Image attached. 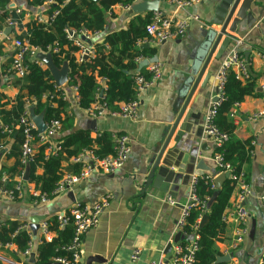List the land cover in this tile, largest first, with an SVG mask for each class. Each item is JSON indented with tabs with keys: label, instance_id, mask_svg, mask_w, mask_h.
<instances>
[{
	"label": "crops",
	"instance_id": "crops-1",
	"mask_svg": "<svg viewBox=\"0 0 264 264\" xmlns=\"http://www.w3.org/2000/svg\"><path fill=\"white\" fill-rule=\"evenodd\" d=\"M10 2L14 5L13 8L24 13L21 23L24 29L38 18L45 19L44 13L51 4L49 2L42 7H34L30 6L28 0ZM218 5V0H200V3L191 8L177 9L170 0H161L160 12L164 16L177 19L197 16L200 22L192 20L186 36L181 39L168 41L160 46L144 42V48L149 45L157 49L156 57L162 68V78L156 86L139 97L140 108L135 120L108 116L92 119L86 111L79 108L76 91L66 87L67 85L62 87L71 104L67 112L76 116L75 128L91 130L93 138L101 132L124 134L131 141L132 151L125 166L116 173L93 172L47 204L33 205L27 198L18 201L0 199V219L25 223L28 227L24 230L32 233V253L29 256L32 257L33 254L36 258L41 239V229L36 235L31 229L33 220H49L69 212L77 203L94 204L104 196L111 195L99 225L84 238L81 263L88 264L91 260L92 263L90 261L89 264H172V254L167 255L165 251L175 233L182 208L189 201L192 179L195 176H213L217 170L213 161L216 145L204 134L203 128L206 113L217 96V76L221 64L231 51H235L241 56L249 55L252 72L258 78V87L262 89L263 96L247 97L235 108L236 116L231 117L236 125V137L241 141L250 140L253 145L251 161L244 166V173L252 190L245 204L249 213L248 236L236 245L238 227L233 221H229L225 238L215 243V250L222 256L232 255L229 264L261 263L264 255V0L257 1L252 9L253 17L242 20L233 33L229 29L236 18V14L234 15L227 29L232 43L225 55L219 61L213 57L189 103L186 104L187 98L181 103L183 89L192 72L195 57L206 41L208 31L221 30L212 24ZM113 13L114 16L108 19L106 32L126 29L133 16H137L129 15V10L122 5L115 6ZM147 14L140 15L144 17ZM21 32L20 27H16L10 35H20ZM104 36V33L94 36L92 45L102 43ZM13 52L5 34L1 35L0 72ZM34 60L38 59L34 57ZM145 68L148 69V66ZM208 75L210 79L206 87L202 88ZM3 94L7 101H14L18 90L5 87ZM185 104L186 112L178 123ZM189 113L191 117L186 123V130L176 142L175 139ZM261 114V117H255ZM177 123L175 134L159 166L169 168L170 172L176 171L175 175L170 181L166 179L148 187L151 161L157 158L156 151L163 149ZM1 160L2 157L0 163ZM200 162L208 170H198ZM71 192L74 194L72 198L69 195ZM169 196L176 200V205L168 202ZM236 196L235 191L226 215L234 210ZM12 249L15 252L14 247ZM135 250H141L142 254L140 260L133 263L131 256ZM2 255L11 262L24 264V256L23 262H16L12 255Z\"/></svg>",
	"mask_w": 264,
	"mask_h": 264
},
{
	"label": "trees",
	"instance_id": "trees-1",
	"mask_svg": "<svg viewBox=\"0 0 264 264\" xmlns=\"http://www.w3.org/2000/svg\"><path fill=\"white\" fill-rule=\"evenodd\" d=\"M144 0H28L30 6L42 7L51 2L45 19H37L24 29L21 26L24 13L17 14L10 0H0V36L7 27V20L11 18L19 22L20 35L17 39L26 40L30 46L41 53H51L54 64L62 68L68 64L70 74L66 87L76 88L77 104L81 110H89L100 100L110 112H120L122 105L138 100V85L136 78L144 76L151 78V73L145 67L139 69L142 60H150L157 56V49L149 46L144 48V42L149 41L148 27L151 24L153 13L133 16L126 29L118 32H106L108 13L118 5L133 6ZM58 13L57 15H55ZM69 31L81 34L83 31L95 35L104 33L102 43L94 46V57L78 60L80 47L68 37ZM148 43V42H146ZM58 48V52L54 49ZM246 60V56L242 55ZM251 64L250 57L247 60ZM28 74L23 78H14L10 69L13 66V56L2 66L0 76V194L2 190H13L17 180L24 177L29 167L30 180L36 189L49 197L57 189L60 182L69 174L78 176L83 169V163H76L74 159L86 153L96 154L99 158H106L116 154L115 134L101 132L92 137L91 130L75 128V114H70V102L65 96L63 88L57 87L50 71L34 57H26ZM251 66V65H250ZM8 75L12 79H5ZM99 79H105V89ZM5 87H14L18 95L14 101H7L3 94ZM258 78L248 73V77L241 79L236 71L232 70L227 76L222 95L223 100L217 108L213 124L221 133L228 136V140L220 147H216L214 156H221L223 163L231 167L232 177L243 175L244 166L251 161L253 154L252 141H241L236 135V125L231 118L232 111L241 105L247 97H262L258 92ZM104 91L103 99L99 96ZM99 98V99H98ZM31 103V106H29ZM29 107H34L36 114L45 111L46 123L52 120L61 122L60 134L41 142L37 131H32L34 137V153L27 163L22 159V148L25 143L24 128L19 126L20 120ZM30 109V108H29ZM28 109V110H29ZM52 144L58 145L60 150H49ZM223 169L217 167L215 175H220ZM213 175V176H215ZM209 176V175H205ZM7 182H3V178ZM214 182L208 178H198L196 191L200 201L208 202L213 199ZM236 180L227 179L220 190L219 196L213 205L205 211L200 206L190 210L187 223L184 227L181 245L189 246L195 235L198 250L194 264H229L217 262L222 254L215 250V243L225 238L227 223L224 221L231 206V199L235 192ZM209 200V201H208ZM70 220L64 228H60L57 216L47 220L49 230L55 234L51 242L43 236L37 249L34 260L27 252L32 246V233L24 230L25 223L14 220L0 219V256L2 253L12 255L16 262L25 257L24 264H58L56 259L63 258L68 262L74 260L75 252L71 250L75 236V227L70 212H66ZM209 222L200 227L199 221L204 216ZM12 245V248L9 247ZM8 259V258H6ZM0 264H7L0 260ZM264 264V255L262 258Z\"/></svg>",
	"mask_w": 264,
	"mask_h": 264
},
{
	"label": "built area",
	"instance_id": "built-area-1",
	"mask_svg": "<svg viewBox=\"0 0 264 264\" xmlns=\"http://www.w3.org/2000/svg\"><path fill=\"white\" fill-rule=\"evenodd\" d=\"M172 5H174L177 9H187L191 8L194 5L200 3V0H170ZM125 9L130 10L131 7L123 6ZM17 14H21L20 10H16ZM56 13L55 15H57ZM108 16H112V12L108 13ZM194 20L200 22L199 17L191 16L185 19H177L174 17H166L160 11L154 12L151 24L148 27V32L150 34L149 43L154 46H160L163 43L168 41H173L177 39H181L186 36L190 22ZM7 27L16 28L19 26V22L12 20L9 18L7 20ZM4 32L1 34L3 35ZM99 34V33H98ZM98 34H91L90 32L83 31L81 34H77L76 31H69L68 37L70 40H74L75 44L80 47V52L78 60L81 62L83 59L94 57L95 49L94 46L88 44L86 41L82 39L85 37L87 40H91L92 38ZM6 41L12 45L13 48V66L10 69L12 76L14 78H23L28 74V66L26 65V57L31 55L36 57L38 50L30 46L29 42L26 40H20L15 37V35L5 36ZM58 48L54 49V52H58ZM37 59V58H36ZM38 62L43 65L40 60ZM250 64L247 60H244L241 55L237 52H230L228 57L222 62L218 76H217V102H213V104L208 109L205 116V123L203 132L204 134L216 145V147L222 146L224 142L228 140V136L221 133L217 128H215L213 121L214 116L216 115L217 108L223 100L222 90L224 84L227 80V76L230 71L234 70L238 73L239 78L244 79L248 77V66ZM148 70L151 73V78L146 79L144 76H138L136 78V83L138 85V100L126 103L122 105V110L120 112H110L107 107L98 100L89 110H86L87 115L92 119H98L103 117H119V118H127L131 120H135L138 116L140 102L139 97L146 92L148 89L153 88L162 78V68L161 65L157 63H152L148 66ZM5 79H12L8 75L4 76ZM99 82L102 83L103 88L105 89V79H99ZM76 91V88H73ZM104 92V91H103ZM104 97V95H103ZM99 96L100 99H103ZM98 98V99H99ZM31 106V103L30 105ZM31 109V107H29ZM28 108V109H29ZM26 110L23 114L20 125L24 128L25 134V143L22 148V159L24 163H27L34 153L33 150V142L34 137L32 135V131H37L34 122L30 116V109ZM237 112L236 109L232 111L231 117L234 118ZM261 115L255 116L256 118L261 117ZM61 131V122L58 120H52L49 124L47 123V130L44 134H39L41 136V142H47L53 137L60 134ZM116 140V154L114 156H109L106 158H99L96 154L86 153L74 159L76 163H83L82 172L78 176H67L65 177L57 189L53 192L52 196L49 197L47 195H43L37 189L35 184L26 182L24 177H21L17 180V183L13 190H2L0 194V199L5 198L9 201H18L23 199H29L33 205H42L49 203L52 199L56 198L60 194L68 191V189L79 183L81 180L89 177L91 173L99 171L104 174H114L118 170L122 169L128 157L132 151L131 149V141L126 135H117L115 134ZM60 150V147L56 144H52V148L49 150ZM213 161L217 167L223 169V172L219 174H230V178L236 180V188L235 191L237 193L234 210L226 215L224 221L228 223L229 221H233L237 227V238L236 245L242 243L244 239L248 236V222H249V213L246 209V201L248 197L252 194L251 187L248 183L245 182L243 175L237 177H232L231 167L228 164L223 163V158L221 156H214ZM218 176V175H217ZM208 178L214 179L216 176H195L192 179L191 184V194L188 203L182 208L181 215L177 221L175 227V233L172 237L171 244H173L172 248V264H194L195 263V254L198 250L197 241L199 240V236L195 235L194 239L190 242L189 246L183 247L181 245V240L177 243H174L175 237L177 234H180L183 237L184 227L187 223V217L189 216L190 210L194 207L200 206L203 211H205L208 207V202H201L196 191V184L198 178ZM3 182H7V178H3ZM215 189V185L213 186ZM235 193V192H234ZM111 199V195H106L97 201L94 204H82L77 203L74 207L69 211L71 220H73V224L75 227V236L73 245L71 250L75 252L74 260L72 262H68L63 258L56 259V263L58 264H82L81 263V248L86 234L96 228L99 225L100 217L102 212L107 208ZM209 201V200H208ZM168 202L171 205H176V200L169 196ZM67 213H62L57 216L59 227L62 229L66 226V223L70 220L66 216ZM199 221V224H201ZM27 225H24V228H27ZM41 236H43L48 242H51L55 237V234L49 230V223L47 220H44L40 223ZM10 248H13L12 245H9ZM31 250L27 252L28 255H31ZM141 250H135L131 256V261L136 263L140 260ZM0 260L4 261L7 264H17L9 261L8 259L0 256ZM262 264V261L261 263Z\"/></svg>",
	"mask_w": 264,
	"mask_h": 264
},
{
	"label": "water",
	"instance_id": "water-1",
	"mask_svg": "<svg viewBox=\"0 0 264 264\" xmlns=\"http://www.w3.org/2000/svg\"><path fill=\"white\" fill-rule=\"evenodd\" d=\"M258 0H218L219 5L216 7L214 11V19L212 24L216 27H220L221 30L215 31V30H209L207 39L204 42V44L201 46V48L198 50L197 55L195 57V62L194 66L192 69V72L190 73V76L188 80L186 81V86L183 89V94H182V102L183 103L186 98V104L189 103V100L192 96V94L195 92L197 89L198 85L200 84L202 77L204 76V73L211 62V60L214 59L219 61L223 58L225 55L228 47L232 43L231 36L230 34L227 33V29L232 21V18L236 14V18L233 20L232 26L230 27L229 31L230 32H236L238 25L242 20L245 19H250L253 17V6L257 3ZM160 4L161 0H144L141 2H138L137 4H134L131 9L129 10V15H140L143 13H154L160 11ZM14 7V5H11ZM12 32V28L7 27L4 31L5 36H9L10 33ZM84 41H86L88 44H92L91 40H87L85 37H82ZM149 45H146L145 48H148ZM36 58L40 60L46 68L50 71L55 84L57 87L62 88L63 86L67 85L69 82V74L70 70L68 67V64L65 63L62 68H58L53 61L51 53H38ZM249 59V55L246 56V60ZM158 58L155 57L151 60H144L140 63L139 69L141 70L142 68L149 66L152 63H157ZM248 71L250 74H253L251 66H248ZM210 79V76H207L206 81L204 82L202 88H205L208 80ZM2 84V80L0 78V87ZM262 89H258V92H261ZM188 93H190L188 95ZM104 95V92L102 91L100 94V97L102 98ZM217 98L213 100V102H217ZM186 104L183 106V109L180 112L179 121L183 118L185 112H186ZM30 116L32 121L35 124L36 130L39 134H44L45 131L47 130V123L45 120V111L42 112L41 114H36L34 107L30 109ZM191 117V113H189L186 116L184 124H182L180 132L178 133L175 141L177 142L180 137L183 136L185 130H186V123L188 119ZM175 125L174 128H172L169 137L167 138L163 149L160 151H156V154L158 155L157 158H153L151 161L152 164V169L150 174L148 175L147 179V186L155 185L157 182L168 180L170 181L171 177L175 175V172H170L166 167H159L161 160L167 150V147L170 144L171 139L173 138V135L175 134V131L177 129V125ZM1 159V155H0ZM198 170H208L206 168V165L203 162H200L197 166ZM216 176V175H215ZM230 178V174H220L216 176L214 179V185H215V194L212 200L209 201L208 207L210 208L216 198L220 194V190L222 188L223 183ZM24 180L26 182H29L30 180V172H29V167L27 169V172L24 176ZM70 197L72 198L74 194L71 192ZM43 219V218H41ZM41 220H33L31 224V229L33 233L36 235L38 230L40 229V222ZM209 222V217L206 215L203 217L200 227H204L207 223ZM182 239L180 234H177L174 240V243L179 242ZM173 244H169L166 248L165 254H170L172 252ZM35 255L32 254L31 259L34 260ZM20 260L23 262L24 257H21ZM232 260V255H225V256H219L217 258V262H224V263H230ZM91 260L88 261V264ZM96 262V260L94 261ZM92 263V261H91Z\"/></svg>",
	"mask_w": 264,
	"mask_h": 264
}]
</instances>
